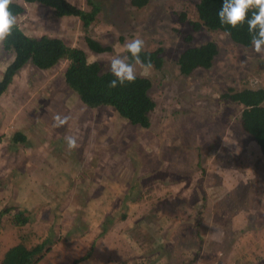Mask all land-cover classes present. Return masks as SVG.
<instances>
[{
	"label": "rangeland",
	"instance_id": "rangeland-1",
	"mask_svg": "<svg viewBox=\"0 0 264 264\" xmlns=\"http://www.w3.org/2000/svg\"><path fill=\"white\" fill-rule=\"evenodd\" d=\"M16 1L24 6L16 17L19 29L27 35L61 37L84 49L88 60L99 62L104 71H110L112 57H126L125 44L136 38L144 41L145 50L161 49L164 63L144 76L152 83L156 103L148 128L131 125L111 106L85 105L64 82L65 61L49 71L30 62L23 66L19 78L0 97V176L4 178L0 188L11 189L6 203L15 206L14 215L19 211L27 219L36 215L38 225L34 232L20 227L7 238L3 235L5 244L18 238L24 244L31 236V243L49 246L36 262L65 264L62 258H67L75 264L88 259L94 238L110 230L114 244L108 255L114 258L108 257L104 264H264V245L251 242L256 237L264 240V235L247 222L245 230L257 232L245 236L247 245L220 243L225 237L234 239V233L242 235L243 227L236 228L233 221L239 208L246 210L261 194L264 197V158L240 126L241 105L218 101L229 88L264 87V59L252 46L234 44L217 30L193 29L195 0H149L141 7L132 6L131 0H94L98 18L89 33L109 47L95 53L85 44L77 16L60 18L48 7ZM69 1L92 8L85 0ZM181 11L188 12L187 20L177 19ZM208 40L218 46L212 66L182 76L179 53ZM12 58L0 41V76ZM56 115L69 117L68 123L54 127ZM50 131L62 135L64 148L55 145ZM15 133L25 140H11ZM63 135L74 137L79 148L69 150ZM28 172L40 175L36 184L27 175L18 179V174ZM220 181L224 188L233 187L230 193L208 198V184ZM184 207V212L177 211ZM174 213L177 218L170 223ZM208 214L219 225L214 233ZM252 219V224H264V218L255 214ZM109 220L119 222L112 227ZM168 223L176 227V235L169 236ZM0 230L8 232L4 227ZM131 236L142 244L135 247ZM103 240L95 256L102 254L101 243H108ZM2 246L0 242L1 251ZM193 251L198 254L195 263Z\"/></svg>",
	"mask_w": 264,
	"mask_h": 264
},
{
	"label": "trees",
	"instance_id": "trees-1",
	"mask_svg": "<svg viewBox=\"0 0 264 264\" xmlns=\"http://www.w3.org/2000/svg\"><path fill=\"white\" fill-rule=\"evenodd\" d=\"M23 1L48 7L56 17L77 16L85 31L84 41L87 47L95 53L109 50L108 46L100 43L89 33L91 23L98 18V10L93 6L94 0H87L88 7H92L90 10L82 9L68 0ZM148 2L149 0H131L134 7L145 6ZM222 4L223 0H195L191 9L196 14V20L190 19L193 29L198 30L204 27L208 30H217L224 33L234 44L243 47L252 46L251 34L246 21L236 28L221 24L218 11ZM9 10L17 17L24 12V6L14 0ZM253 11L255 9L249 10V19ZM187 14V11H181L177 19L185 21L188 18ZM1 47L3 51L11 52L13 58L8 62L2 74L0 94L6 90L14 74L27 62L38 69L47 70L65 61V67L61 72L64 82L85 105L89 107L111 106L119 117L131 125L141 128L150 126V115L156 106L151 95L150 79L137 75L134 82H125L124 85L118 84L116 88H109V83L115 77L111 71L102 70L99 62L89 61L84 49L71 46L63 38L57 36L27 35L18 28L17 24L12 28L10 35L1 41ZM217 53L218 46L212 40L187 47L177 57L178 70L182 76H188L197 69H208L212 66ZM126 57L129 62H133L127 50ZM140 58L145 63L150 61L153 68L158 70L164 63L161 49H143ZM218 101L241 105L238 116L240 126L255 141L261 155L264 156V87H244L239 90L229 88L220 94ZM17 136L19 135L13 134L11 140H17ZM23 138L21 136L19 140ZM23 215L20 211L15 215L14 220L17 224H24L27 218ZM46 244L40 243L33 248H28L23 244L11 246L3 254L0 264H32L49 249Z\"/></svg>",
	"mask_w": 264,
	"mask_h": 264
},
{
	"label": "crops",
	"instance_id": "crops-1",
	"mask_svg": "<svg viewBox=\"0 0 264 264\" xmlns=\"http://www.w3.org/2000/svg\"><path fill=\"white\" fill-rule=\"evenodd\" d=\"M69 1V0H68ZM85 2H87V0H85ZM74 4V3H73ZM77 6V5H76ZM78 7H80V8H82V9H85V10H87L85 7H84V5H82V6H78ZM62 17H65V16H62ZM62 17H60V18H62ZM69 17H71V16H66V18H69ZM73 17H76V16H73ZM6 67V66H5ZM5 67H4V69H3V72H4V70H5ZM23 68V67H22ZM22 68L20 69V70H18V72L16 73V74H14V76L12 77V80H11V82L8 84V86H7V88H6V90L5 91H3L1 94H0V97H1V95L3 94V93H5L6 91H8L12 86H13V84L16 82V80L19 78L18 77V75H19V73L21 72V70H22ZM37 69V68H36ZM54 69V67L53 68H51V69H47V71H49V70H53ZM41 70V69H40ZM3 72L1 73V76H0V80H1V78H2V74H3ZM52 77V75H51V73H50V75H49V78H51ZM36 80H37V77L35 78ZM1 127H0V131H1ZM19 133H23V131H20ZM15 134H18V133H15ZM0 135H1V133H0ZM19 135V134H18ZM51 136V138L54 140V142H56V146H58V147H62L63 146V141H62V135H60L58 132H56V133H53V132H51L50 131V134H49V137ZM16 137V136H15ZM17 137H19V136H17ZM63 138L65 139V137H64V135H63ZM21 139V138H20ZM25 140V138L23 139V140H19V139H17V140H13V141H16V142H23ZM52 143L53 142H49L48 144L50 145V146H52ZM0 144H1V141H0ZM62 148H64V147H62ZM79 148V147H78ZM263 158H264V156H263ZM62 160V159H61ZM76 160L78 161V163H80V164H82V163H84L85 162V160H84V158H76ZM39 162H43V161H39ZM36 163H37V161H36ZM260 163V159H258L257 160V162L255 163V170H256V167L258 166V164ZM212 165H213V167L217 164L216 162H214V159H213V161H212V163H211ZM247 164H250V162H247ZM245 165V164H244ZM249 166L250 165H248L247 166V168H249ZM212 167V168H213ZM211 168V169H212ZM246 169V165L244 166V170ZM44 170H46L45 168H44ZM36 172V171H35ZM35 172H28L27 174L25 173H23L22 175L21 174H18V179L20 178V176H28V179L29 180H32L33 182H35V184H36V181L38 180V179H40V175H36L35 174ZM70 176H72V174L70 175ZM80 177L78 176L77 178H75V179H73L72 178V180H75V181H77L78 179H79ZM0 179H4V178H2V176H0ZM65 179H66V181H65V187H64V193H65V195H66V191L70 188V184H69V179H68V176H66L65 177ZM9 180H11V182H12V179H9V178H7V182H9ZM198 180H199V178H198ZM1 182V181H0ZM14 182H17V181H15L14 180ZM12 185V184H11ZM6 187V186H5ZM232 188L233 187H228V188H224L223 187V185H222V182L220 181V182H214V183H212V184H208V198H209V196H216L215 197V199H217V197H219L220 195H226V194H228V193H230V191L232 190ZM14 191V190H13ZM71 191V190H70ZM12 193V191H11V189H4V188H0V197H1V199H0V227H4V229L5 230H7L8 232H4V231H1L0 230V242H2V243H4V247L2 248V251L0 250V259L2 258V256H3V254L5 253V251L9 248V247H11V246H15V245H19V244H21V241H20V239L18 238V239H15V240H13V241H11V242H9L8 244H5V241H6V239L5 238H7V236L9 235V234H11V233H13V232H15V231H17L18 230V228H20V227H24V228H28V229H31L32 228V232H34V230H35V228L37 227V225H38V223H37V216L36 215H34L33 217H30V219H26L25 221H24V224L22 223V224H17L16 222H15V212H14V210L16 209L15 208V206H12V207H9V205L6 203L7 201H6V198H7V200L9 199V197H10V194ZM15 193H16V191H15ZM15 193H13V197L16 195ZM61 194L63 195V191H61ZM93 194V196L95 197L96 195L94 194V193H92ZM6 196V197H5ZM67 196V195H66ZM184 196H185V192H184ZM184 196L182 197V198H184ZM185 199V198H184ZM2 201V202H1ZM22 202H24L23 200H22ZM209 204H212V202H208V205ZM256 204H257V206H256ZM14 205H17V203L16 204H14ZM253 205V206H252ZM250 207L249 208H247L246 210H244V208H239V212L237 213V216L234 218V222H235V224H234V226L236 227V228H239L240 226L241 227H243L242 229H243V232H242V235H240V233H234L236 236L234 237V239H229V237L228 238H226L225 237V239L224 240H222L220 243H223V242H225L226 240H227V244H232V245H234V247L235 246H237V245H241V246H245V245H247L246 243H249L250 241H247V238H245V236L247 235V234H249V233H251V234H253V235H255V236H257V232H254L255 231V229L254 230H250V231H247L248 229H246L245 230V226L243 225V224H246V222L247 223H249V224H247V225H249L250 227L249 228H252V227H254V228H257V230H259L260 229V235H264V224L263 223H257V224H252V222H253V219H252V215L253 214H255L256 215V217H261V218H264V197H263V195L261 194L260 195V197L257 199V202L256 201H254V203L253 204H251V205H249ZM185 209H186V207H184V208H180V209H177V211H181V212H184L185 211ZM27 211V210H26ZM13 214V215H12ZM24 215L23 216H25V212L23 213ZM30 215V214H29ZM26 218H27V216H25ZM123 217H125V215H123ZM110 218H112V217H110ZM175 218H177L176 216H175V213H174V215H173V217L171 218V220L169 221L170 223H171V221H173ZM239 220H240V224H239ZM110 221V220H109ZM111 223L113 222V224L111 225L112 227H114V226H116L117 225V223L119 222V221H115V220H113V221H110ZM135 222L138 224V222L135 220ZM208 222H209V226H210V228H212V232L214 233L215 231H214V228H216V227H219V225L218 224H216V221L213 219V216H212V214H208ZM163 224V226H164V223H161L160 225H162ZM102 225H104V224H102ZM104 226H106V224L104 225ZM110 226V225H109ZM110 226V227H111ZM162 226V227H163ZM109 229H111V228H109ZM175 230H176V227L175 226H173V225H170L169 223H168V227H167V233H169V236H171L172 235V232H173V234H175ZM246 231H247V233H246ZM212 233V234H213ZM3 235L5 236V238L2 240V237H3ZM176 235V234H175ZM45 236H46V234H45ZM30 238H31V236H30ZM30 238H29V240H28V242H24V244L23 245H25L26 246V244H28L29 246L32 244V246H30V247H28V246H26V247H28V248H33L34 246H36V242H30ZM245 238V241L243 240ZM47 239H48V237H47ZM103 239H106L107 241H108V243L106 244V243H101V246H102V251H101V253L102 254H100L99 256H95L94 254H95V252H96V248H97V246L99 245L98 244V242L100 241V240H103ZM2 240V241H1ZM4 241V242H3ZM48 241H49V239H48ZM104 241V240H103ZM131 241H132V243L135 245V247H137L138 245H141L142 243L141 242H137L135 239H134V237H132L131 236ZM39 242H42V241H39ZM251 242H255L254 243V245L255 244H258V245H264L263 244V242H264V240L261 238V237H256V239H255V241L254 240H252ZM93 243L95 244V247H94V249H93V253H92V255H90L89 257H88V259H81L80 261H78L77 263H75V264H91V262L93 263V264H104V260H106L108 257H112V258H114L112 255H108V253H110V251H111V248L113 247V244H114V237H112V235L110 234V230L108 231V234L106 235V234H102V236H100V237H98V238H94V241H93ZM219 243V242H218ZM38 245V244H37ZM137 245V246H136ZM193 253L195 254L191 259V261L193 262V263H195L197 260H198V254H197V257H196V253H197V251H193ZM193 253H190L189 252V255H192ZM49 254V253H48ZM47 253H46V256L48 255ZM232 254H238V252L236 251H232ZM94 256V257H93ZM62 260L64 261V263L65 264H69L68 263V260H67V258H66V260L65 259H63L62 258ZM112 259H110V261H111ZM114 261V260H113ZM112 261V262H113ZM120 261H122V260H120ZM32 264H41V263H38V262H35V263H32Z\"/></svg>",
	"mask_w": 264,
	"mask_h": 264
},
{
	"label": "clouds",
	"instance_id": "clouds-1",
	"mask_svg": "<svg viewBox=\"0 0 264 264\" xmlns=\"http://www.w3.org/2000/svg\"><path fill=\"white\" fill-rule=\"evenodd\" d=\"M14 0H0V41L10 35L12 28L17 23V18L10 12L9 6ZM250 9L251 18H248ZM218 16L222 25H230L236 28L238 25L247 22L248 31L251 34V44L253 51L264 59V0H223L222 7L218 11ZM131 54L133 62H129L128 57L114 56L109 62V68L115 79L108 87L116 88L124 85L125 82H134L137 76V68L140 75L147 76L153 67L151 62L145 63L140 58V53L144 47V41L136 38L127 42L124 46ZM69 117L56 115L54 117V127H61L68 123ZM69 150L78 147L74 137H65ZM225 144L228 143L225 141Z\"/></svg>",
	"mask_w": 264,
	"mask_h": 264
}]
</instances>
